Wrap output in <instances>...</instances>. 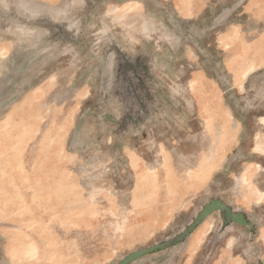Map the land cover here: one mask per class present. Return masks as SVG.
<instances>
[{
	"label": "rangeland",
	"instance_id": "1",
	"mask_svg": "<svg viewBox=\"0 0 264 264\" xmlns=\"http://www.w3.org/2000/svg\"><path fill=\"white\" fill-rule=\"evenodd\" d=\"M0 264H264V0H0Z\"/></svg>",
	"mask_w": 264,
	"mask_h": 264
},
{
	"label": "water",
	"instance_id": "2",
	"mask_svg": "<svg viewBox=\"0 0 264 264\" xmlns=\"http://www.w3.org/2000/svg\"><path fill=\"white\" fill-rule=\"evenodd\" d=\"M218 202L216 201H212L210 202L209 204H207L206 206H204L200 212L201 216H205L207 213H209L212 209L215 208V206H218L217 204ZM231 220H235L236 222H240L239 220H236V219H231Z\"/></svg>",
	"mask_w": 264,
	"mask_h": 264
},
{
	"label": "bare ground",
	"instance_id": "3",
	"mask_svg": "<svg viewBox=\"0 0 264 264\" xmlns=\"http://www.w3.org/2000/svg\"><path fill=\"white\" fill-rule=\"evenodd\" d=\"M257 148L260 150V147H259V146H257ZM259 150H258V151H259ZM243 180H244V179H243ZM233 242H234V241H233Z\"/></svg>",
	"mask_w": 264,
	"mask_h": 264
}]
</instances>
